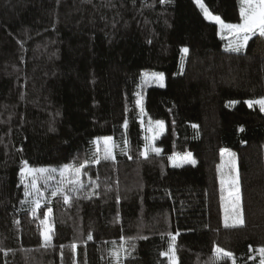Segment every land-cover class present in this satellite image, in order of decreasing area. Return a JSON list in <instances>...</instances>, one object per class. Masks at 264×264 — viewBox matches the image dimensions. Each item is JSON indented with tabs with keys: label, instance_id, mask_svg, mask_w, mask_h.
<instances>
[{
	"label": "trees",
	"instance_id": "1",
	"mask_svg": "<svg viewBox=\"0 0 264 264\" xmlns=\"http://www.w3.org/2000/svg\"><path fill=\"white\" fill-rule=\"evenodd\" d=\"M203 2L242 22L239 0ZM151 71L166 87L148 88L144 109L167 132L146 158L137 93ZM259 98L264 54L227 51L193 0H0V264H170L172 236L177 264H213L216 247L233 254L223 264H260L264 113L246 104ZM100 137L114 159L99 158ZM223 150L239 161L241 227L223 222ZM189 152L196 165L170 167ZM25 161L85 165L91 182L36 210ZM121 247L130 254L113 256Z\"/></svg>",
	"mask_w": 264,
	"mask_h": 264
},
{
	"label": "snow or ice",
	"instance_id": "2",
	"mask_svg": "<svg viewBox=\"0 0 264 264\" xmlns=\"http://www.w3.org/2000/svg\"><path fill=\"white\" fill-rule=\"evenodd\" d=\"M197 3L199 4L201 10L204 12L205 17L210 18L215 23L219 24L220 29L222 32L226 31L228 35L234 37V41L229 42V49L230 51L234 52H240L242 51L246 45L249 39L253 35H259L261 37H264V0H241V6H240V16H241V23H225L219 16H213L208 9L205 7V5L201 2V0H197ZM188 49H184V52L187 53ZM148 75L147 73L145 74ZM152 78L163 81L164 77L162 73H153ZM139 104L140 101H137ZM249 107H252L253 103L258 104L261 111H264V99L256 100V101H247ZM143 111V109H141ZM127 125L125 124V127ZM156 127L160 130H163L164 123L163 121H157ZM195 127V125L193 126ZM151 130V129H150ZM243 129H241L242 131ZM147 139V138H146ZM155 139V137H153ZM100 141H97V151H100L99 148ZM103 159H114L113 155V149L114 144L111 137L105 138L103 140ZM227 150H225L226 152ZM149 152H154L156 155H160L162 150L158 147H154L152 145H145L144 155L147 158V155ZM224 155V153H222ZM232 160L234 161L235 154L229 153L228 154ZM174 162L177 159H181L184 162L195 164L196 161L192 158V154L188 153L183 157H171ZM96 163H99V160L96 161ZM231 163V161H230ZM173 166H176L174 163ZM56 172V169H46V168H32L28 166V162H24V169L21 171V177L24 180H27L29 177H31L30 186L35 188L36 187V180L38 178L37 174H44V173H54ZM81 168L79 167H73V166H65L61 171V177L67 176V179L61 180V183H67L70 185H74V187L71 189V191L75 192L79 189H82L84 187L83 183L81 182ZM48 178V177H46ZM221 184L225 185L227 184L229 186L228 195L230 198L232 211L234 213V222L229 225L227 222L225 223V227H235L237 225H243V215H242V209L240 206V185H239V177L237 176H231L229 175L227 179L222 178ZM25 187H29V184H26ZM63 193V200L65 203H70L71 197L65 193L63 188H56L53 192V196H57ZM29 193L26 192V195ZM36 206L39 207V201L36 202ZM35 215V211L33 213ZM49 215H51V209H49ZM41 223L45 224L44 229V240H45V246H50L52 241V236L49 234L52 229L51 226L48 225L47 221H42ZM146 239V237H142ZM89 240L92 239V236L88 237ZM172 244L169 245V250L166 252H163L162 255L167 257L170 261V264H176V255H175V236H172ZM75 247V245H73ZM135 250V245L131 246V251ZM123 251L126 254H130V250L121 247L119 250H114L113 256L119 257L120 252ZM259 252L262 256H264V248L259 249ZM216 257L213 261V264H223V262L227 259H232L233 254L231 252H228L220 247L215 248ZM234 264V260H233ZM260 264H264V260H261Z\"/></svg>",
	"mask_w": 264,
	"mask_h": 264
},
{
	"label": "rangeland",
	"instance_id": "3",
	"mask_svg": "<svg viewBox=\"0 0 264 264\" xmlns=\"http://www.w3.org/2000/svg\"><path fill=\"white\" fill-rule=\"evenodd\" d=\"M195 2V4L197 5V7L201 10L199 4L197 3V0H193ZM240 4H241V0ZM201 2L205 5V3L203 2V0H201ZM205 7L208 9V11L213 15V16H218L213 14L209 8L205 5ZM201 12L204 15V12L201 10ZM205 17V15H204ZM220 17V16H219ZM206 20L212 24L217 25L218 27V31H219V36L220 38L225 42V49L229 52H234V51H230L229 49V42L230 41H234V37L230 36L227 34L226 31L222 32L220 29L219 24L215 23L214 21H212L210 18L205 17ZM221 18V17H220ZM221 20H223L221 18ZM224 21V20H223ZM225 22V21H224ZM227 23V22H225ZM247 52H255L258 54H264V37L257 35H253L251 37V39L248 40L246 47L240 51V52H236V53H247ZM183 53L184 55L188 54L184 52L183 49ZM148 74L147 76L145 74ZM153 73H162L163 74V81L157 80L152 78V74ZM165 88L166 87V76L163 72H159V71H151V72H144L141 76V81H140V85H139V91L137 93V97H138V101H140V103L138 104L139 106V110H140V123L144 132V137H145V145H152L154 147H158L162 150L163 149L158 145V142L162 139V137L166 134L167 132V125L165 122L164 123V128L163 130H160L156 127V122L158 120L153 119L151 116H149L146 112V110L144 109V93L148 88ZM260 99H264V98H259V99H251V100H247V101H256V100H260ZM246 101V104L248 105ZM237 104V102H232L230 103V105L235 106ZM249 106V105H248ZM252 107H259L258 104L253 103ZM141 109H143V111H141ZM264 113V111H262ZM151 129V130H150ZM153 137H155V139H153ZM105 138L108 137H100L95 139V145L98 148L97 145V141H100L99 144V158L103 159V140ZM112 141L114 144V149H113V155L115 158V143H114V139L113 137ZM147 138V139H146ZM145 150V147H144ZM161 152V153H162ZM191 153V152H189ZM222 153H224V155H222ZM229 153H234L232 151L227 150L225 152V150H223L221 152V163L219 165V179H220V184H221V179L225 178L227 179V177L229 175L231 176H237L239 177V185H240V206L242 209V215H243V206H242V195H241V183H240V172H239V161H238V157L235 154V158L234 161L232 160V158L228 155ZM150 154H155L154 152H149L148 155ZM188 154V153H186ZM186 154H176V155H172L171 157H183ZM192 154V158L196 161L193 153ZM170 157V158H171ZM169 158V163H170V167L171 168H182V167H186V166H192L193 164L184 162L181 159H177L175 162ZM107 160H111L107 159ZM231 161V163H230ZM176 164V166H173V164ZM196 165V163L194 164ZM29 167H32L28 164ZM66 165H62V166H58V167H32V168H46V169H56V172L54 173H44V174H37L38 178L36 180V187L33 188L30 186V181H31V177H29L27 180H24L21 177V182L22 185L25 189V202L28 203L29 205H31L32 207H34L36 210L39 209L42 205L45 204L46 200L51 199L52 197H54L52 195V192L60 187L63 188L65 193L68 194L69 191H71V189L74 187V185H70L65 183H61V180L67 179V176L65 177H61V171L62 169L65 167ZM70 166V165H67ZM73 167H77V166H73ZM85 165L84 166H79V168H81V182L83 183L84 186L88 185L91 181L90 178L87 177V172L85 171ZM24 169V167L22 168V170ZM21 170V171H22ZM48 177V178H46ZM26 184H29V187H25ZM69 188V189H67ZM228 190H229V186L227 184L222 185L221 184V203H222V210H223V222L224 225L227 222L229 225H231L234 222V213L232 211V206H231V202H230V198L228 195ZM26 192L29 193L28 195H26ZM39 201V207L36 206V202ZM50 215L48 213L47 215V219L45 221H47L48 225L51 226L52 231L49 233L52 236V232H53V225L49 220ZM243 220H244V216H243ZM244 225V223H243ZM243 225H237L235 227H241ZM227 228H234V227H227ZM44 229H45V224H43V233H44ZM43 241L45 243L44 240V235H43ZM176 264H177V259H176Z\"/></svg>",
	"mask_w": 264,
	"mask_h": 264
}]
</instances>
